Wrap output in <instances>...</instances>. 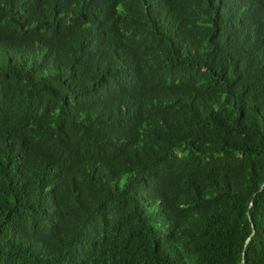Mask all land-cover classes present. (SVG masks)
Here are the masks:
<instances>
[{
  "label": "trees",
  "instance_id": "obj_1",
  "mask_svg": "<svg viewBox=\"0 0 264 264\" xmlns=\"http://www.w3.org/2000/svg\"><path fill=\"white\" fill-rule=\"evenodd\" d=\"M0 264H264V0H0Z\"/></svg>",
  "mask_w": 264,
  "mask_h": 264
}]
</instances>
